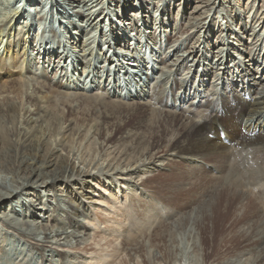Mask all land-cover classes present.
Here are the masks:
<instances>
[{"label": "rangeland", "instance_id": "374dc122", "mask_svg": "<svg viewBox=\"0 0 264 264\" xmlns=\"http://www.w3.org/2000/svg\"><path fill=\"white\" fill-rule=\"evenodd\" d=\"M67 3L69 2L62 0H56L55 3L54 1L51 3V0H29V2L27 0H0V61L5 62V65L12 64L15 58L12 59V52L11 56L6 52V47L9 44L12 46L14 42L23 41L22 51L26 52L25 60L22 61L16 57L14 64L21 66L22 69L25 67L30 69V76L39 81L42 79L47 83L61 82L64 86H69L70 93H81L90 98L101 91L107 94L117 93L119 96L117 100L121 99L122 102L137 101L138 97L140 99L143 96L145 100L142 99L141 102L136 103L146 101L150 109L160 113L159 119L151 123L147 121V123L144 122L145 124H137L136 122L142 119L145 112L137 108L129 119L107 124L106 132L112 131L114 136L113 140L103 149L100 148L103 134L95 136L84 131L79 135H70L65 142L69 143L72 137L76 138V146L73 149L82 154L85 163L90 164L89 168L93 166L92 173L107 171L106 165L125 171V166L122 165L138 157L140 160L138 158L136 161L145 158V150L133 149L134 144L140 143L144 148L153 140L147 134H158L161 137L158 142L159 149H156L154 154L159 151L158 157H163L158 163L166 162L167 170H164L161 176L155 175L153 177L155 179L146 178L144 171L128 175L125 181L122 179L118 182L117 178H112L113 184L111 183L110 186L107 179L105 180L104 177L100 179L103 182L100 181L101 188L95 189L97 191L95 195L99 194L98 196L103 197L102 202L105 206H100L103 210L112 206L111 209L108 208L106 216L108 214L109 217L112 215L117 218L118 216L117 221L123 220L120 230L122 235L119 238L112 234L111 236L109 234L111 232L104 229L112 225L99 224L93 218L95 210L89 221L94 226L86 223L89 230H80L81 233L75 231L78 224L72 228L71 224L69 226L70 216H66V213L70 214L72 211L71 203L67 198L58 201L55 196L54 201L50 202L44 196L45 203L43 204L45 207L48 206V214L36 211L35 213L31 208L24 210L18 207L16 208L18 219L23 221L29 218V220L42 223L48 221L51 225L49 227H53L54 230L59 229V233L63 232L68 236L76 234L74 235L76 238L70 237L72 239L69 242L70 247L76 249L89 245L90 238L93 237L92 230L97 227L101 232L100 236H106L110 243L111 247L107 249L108 252H115L110 263L115 260L116 264H147L148 259L144 258L143 247L137 249L143 256L142 262L139 259L134 261L127 259L123 249L134 241L143 242L149 239V247L163 255L167 239L160 235L167 230L160 231L167 225L175 223L177 221L175 219L179 220V217L181 218L185 212L191 210L190 208L193 209L202 202L216 198L214 202L212 201V212L215 216L213 225L204 223L201 227H195L196 231L199 230L204 234V251L209 257L226 253L231 255L238 251L245 253V258L253 261L258 259L257 264H264V163L261 165L263 172H260V169L249 174L246 170L238 177L237 183L240 182L243 187L246 186L245 190L250 193L247 200L244 199L242 202L243 198L237 194L241 188H235L234 182L230 183L232 182L231 177L237 176L234 172L233 176L232 171L231 174L229 171V174L224 177L218 174L211 178L209 172L200 169L205 163L200 162L201 164H195V167L187 165L184 161L191 155L183 154V151L177 148V144L172 143V140L178 137V132L174 130L175 127L170 128L168 124L171 123L174 126H179V124L166 120L165 114L167 112H173L175 115L183 113L185 117L190 109H195V114L199 111L206 112V108L210 107L199 108V101L201 100L206 105L211 97L202 98L201 96L206 93L197 84L188 87L190 93L187 97L188 102L185 101V104L177 102L175 108L160 106V99L150 102L147 96L150 95L152 88L159 86V81L165 77V74L169 75V67L179 64L184 65L182 71L210 67L211 74L222 72L228 66L231 68L239 64L258 73L264 72V10H261L264 0H84L86 5L85 9H82L84 15L91 16V19H94L93 23H97L98 26L96 30L91 29L87 32L88 37L82 36L83 34L79 35V40H82L84 44L85 54L80 52L81 43L77 42L74 49L70 45L74 36V31L71 29L84 23H81L82 16L75 15L68 8ZM83 62L86 63L87 76L82 75L81 68L77 66L78 63L80 66L84 64ZM7 68L13 70L11 74L14 77H19L20 74L23 77L25 72V77L28 76L27 69L20 71L18 68H12V65ZM90 70L93 75H88ZM232 71L236 70L232 69ZM175 79L176 97L181 93L177 85L182 80L179 75L175 76ZM104 96L102 93L101 97L105 98ZM110 99L112 100L113 97ZM57 100L62 101L63 99L58 97ZM208 109L206 114L210 117L207 122L211 124L213 115L209 114L211 108ZM88 117L87 115L85 119H89V123L92 120L97 122L100 120ZM192 121L194 124V118ZM82 122L83 120L80 119L73 124L82 126ZM164 126L168 130H164ZM196 126L200 129L198 123ZM245 126L243 121L240 128L244 131L247 128ZM126 129H131L134 133L131 136V142L127 138L126 141L121 140ZM205 130L202 126V131ZM197 132L194 130L191 134L194 135ZM143 136L145 138L139 140ZM180 137V140L186 143V133L182 132ZM226 138L230 141L242 138L245 142L246 135L240 134L236 140ZM223 141L227 143V140ZM164 145H167V149L169 148L165 152L162 151ZM229 146L232 154L234 153L232 157H238L240 154L235 151L234 147ZM119 158L125 163L116 165L115 162ZM225 178L228 181L226 184L223 182ZM137 181L145 182L146 189L153 195V202L142 199L140 190H138L140 185ZM28 191H31L30 194L33 192ZM29 200L28 194L25 199L21 197L20 203L23 201V204H26ZM15 203H17L16 200L13 204ZM72 203L77 204L78 202L73 199ZM179 213L180 216H178ZM81 219L80 216H74L72 220L75 223L85 222V219ZM170 221L173 222L170 224ZM209 227H211L210 232L207 230ZM2 229L7 239L0 244V254L10 258V263L7 264H68V260H61L55 250L49 251L45 248L44 252L39 253L32 244L13 235L11 230H4V225L2 227L0 224V230ZM124 229L128 230L126 237L123 236ZM247 229H250L248 231L250 233L244 235L241 231ZM41 237L36 238L42 241L43 237ZM38 249L40 250V247ZM116 249L117 251H114ZM42 254H46L45 259L42 258ZM71 254L73 255L71 264H88L92 257L91 253H83L80 250L71 251Z\"/></svg>", "mask_w": 264, "mask_h": 264}, {"label": "bare ground", "instance_id": "6f19581e", "mask_svg": "<svg viewBox=\"0 0 264 264\" xmlns=\"http://www.w3.org/2000/svg\"><path fill=\"white\" fill-rule=\"evenodd\" d=\"M27 1L29 2V0ZM53 1L55 3L56 0H51V3ZM62 1L69 2L67 3L68 8L75 15L82 16L81 23L84 24L74 26L71 29L74 31V36L70 45L74 49L77 42L81 43L80 52L85 54L84 44H82V40H79V35L83 34L82 36L88 37L89 33L87 32L91 31V29L96 30L98 28L97 23H93L94 19L92 20L91 16L84 15L82 11L86 7L84 0ZM261 7V10H264V6ZM22 45L23 41L14 42L12 46L9 44L6 47V52L10 53V56L12 52V59L15 58L12 64L5 65V62L2 63L0 61V76H2L0 77V224L2 227L4 225V230H11L10 232L13 235L21 237L32 244L39 253L40 251L44 252L45 248H48L49 251L55 250L61 260H68V264L72 262L73 255L71 251L76 252L78 250L92 254L88 264H116L115 260L110 263L115 252H108L107 249L111 247L110 243L106 236H100L101 232L97 227L92 230L93 237L90 238V242L88 241L89 245L84 246L82 249L80 247L76 249L69 245L70 239H72L70 237L75 239L76 236L74 235L76 234L68 236V234L63 232L59 233V229L54 230L53 227H49L51 225L48 224V221L42 223L29 220V218L20 221L16 208L20 207L24 210L31 208L34 212L48 214L49 208L43 204L45 203V200L43 201L44 196L50 202L54 201L53 197L55 196L58 201H63L67 198L71 203L73 212L71 211L70 214L66 213V216H70L69 220H71V223L69 222V226L71 224L72 228H75V225L78 224L75 231L81 233L80 230H89L86 223L94 226L89 221H91L92 212L95 210L93 218L99 224L112 225L111 227L104 226V229L110 231V235L112 234L119 238L122 235L120 230L122 229L123 220L121 222L117 221L118 216L117 218H114L115 216L112 217V215L109 217L108 213V216H106L108 208L111 209L112 206H108L107 209L103 210L100 207L101 205L105 206V203L102 202L103 197L101 195L98 196L99 194L95 195V192H97L95 189L101 188L100 181L102 180L100 179L102 177L105 180L107 179V182L109 181L110 186L112 178H117L118 182L122 179L125 181L128 175L138 171L139 173L144 171L146 178L150 179H155L153 178L155 175L161 176L162 172L167 170L166 162L163 163L161 161V163H158L163 156L158 157L159 151L154 154V151L159 149L158 142L161 137L158 134L148 133L147 135L150 136L151 140H156H152L153 142L151 141L144 148L140 143L134 144L133 149L145 150L144 160L136 161L139 158L136 157V160H130L127 164L122 165L124 162L120 161L122 157L117 159L115 164L125 166V171L106 165L107 171L101 170L96 173L91 172L93 166L89 168L90 164L85 163L82 154L73 149L76 146V138L72 137L69 143H66L65 140L70 135H79L84 131L95 136L103 134L100 145V148L103 149L113 140L112 131L106 132L107 124L110 122L129 119L137 108L145 111L144 114L142 113V119L136 122L140 125L144 122L147 123V121L151 123L159 119L160 113L150 109L146 105V101L136 103L141 102L142 99L145 100L143 96L140 99L138 97L137 101L122 102L121 99L117 100L119 96L115 92L107 94L101 91L95 93L97 95L91 98L81 93H70L68 91L69 86H64L61 82L47 83L42 79L39 81L37 78H33L30 76L31 71L27 67L23 68L24 70L27 69V77H25V71L23 77L21 74L19 77H14L11 74L13 70L7 67L12 65V68L23 70L21 66L14 64L16 57H19V60H25L26 52L22 51ZM160 62L163 64V61L160 60ZM77 66L81 68L82 75L87 73L85 71L86 63L81 64V66L78 63ZM232 67L229 68L228 66L222 72L216 74H214L215 72L211 74L210 67L202 68L201 70L195 68L194 71L192 70L193 72L191 69L182 71L184 65L181 64L169 67V75L166 76L165 74V77L159 81V86L152 88L150 95L147 96H149L150 102L160 99V106L175 108L177 102L180 104H185V101L186 103L188 102L189 99L187 97L190 95L188 87L197 84L206 93V95L201 96L202 98L211 97L206 105L201 100L199 101V108H211L209 113L213 115L211 124L207 122L210 117V115L206 114L208 108H206V112L199 111L196 114L194 113L195 109H190L191 111L186 112L188 115L185 117L182 115L183 113L175 115L173 112H167L165 114L166 120H172L175 124H179V126L168 124L170 128L175 127L174 130L178 132V137H175L172 143L177 144V148L183 151V154L191 155L189 158L186 157L184 161L187 165L195 167V164L205 163L203 168L200 167V169L209 172L211 178L218 174L224 177L229 174V171L230 174L232 171V176L236 174L235 178L231 177L230 181L232 182L230 183L234 182L235 188H241L239 192H236L239 197L243 198L242 202H244V199L247 200V196L250 193L245 190L246 186L243 187L240 182L239 184L237 183L238 177L246 170H248L249 174L260 169V172H263L261 165L264 163V85H262L264 83V72L252 71L242 64ZM232 69L236 71H232ZM90 74L91 70L88 72V75ZM177 75H179L182 82L177 85V89L181 90V93L175 97V76ZM102 93L105 98L101 97ZM113 93L114 95H112ZM58 97L63 100L58 101ZM110 97H113V99L111 100ZM87 115L100 120L99 122L92 120L89 123V119H85ZM192 118H194V124L192 123ZM80 119L83 120L82 126L76 125V123L73 124ZM243 121L247 126L244 131L240 128ZM197 123L200 125V129L197 128ZM201 125L206 129L204 132ZM164 130H168V128L164 126ZM194 130L198 132L193 135L191 133ZM181 131L186 133V143L180 140ZM133 134L131 129H126L121 140L123 141L127 138L131 142L130 139ZM240 134L246 135L245 142L242 138L237 141H230L226 138L230 137L236 140ZM144 138L145 136L140 137L139 140ZM223 140H227L228 145ZM229 145L234 147L235 151L240 154L238 157H232L234 153L232 154V149ZM166 146L162 147L163 152L169 149ZM75 162H77V165H75ZM153 165L155 167H152ZM223 173L224 175H222ZM227 178L223 179L224 184L228 182ZM137 184L140 185L138 190H140L142 199L149 200L150 203L153 202V195L146 189L145 182L137 181ZM184 184L186 185L185 182ZM28 190L33 192L30 194L31 191ZM102 191L105 192L106 190ZM53 192H55L54 195ZM28 194L30 200L26 204H23V201L20 203L21 197L25 199ZM73 199L78 203L73 204ZM15 200L17 203L13 204ZM215 200L211 199L207 202H202L199 206L195 205L196 207L190 208V211L183 212L184 214H181L182 216L181 218L179 217V220L175 219L177 220L175 223L171 224L173 221H170L171 225H167L160 231L167 230L160 235L162 237L165 236L167 239L163 255L149 247L148 239V241L143 242L134 241L124 248L123 252H125L127 259L132 261L139 259L142 262L143 256L137 249L143 247L144 258L148 259L147 264H257L259 262L257 261L258 259H254V261L247 259L245 258V253L238 251L235 253L231 251L233 253L231 255L227 253L216 254L214 257H209L207 252L204 251V234L199 230L196 231L195 227H201L204 223L213 225L215 216L212 212V205ZM210 202L211 204H209ZM192 205L194 204L192 203ZM100 210L101 212H99ZM74 216L82 217L85 222L78 221V223H75L72 220ZM178 216H180V213ZM127 229L122 231L125 237L128 232ZM250 229L242 230L241 232L244 235H248ZM207 230L210 232L211 227ZM4 234L3 229L0 230V244H3L7 239ZM38 236L43 237H41L42 241L37 240ZM39 247L40 250L38 249ZM114 251H117V249ZM42 258L45 259L46 254H42ZM4 263H10V258L3 257L0 254V264Z\"/></svg>", "mask_w": 264, "mask_h": 264}]
</instances>
